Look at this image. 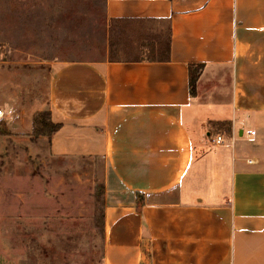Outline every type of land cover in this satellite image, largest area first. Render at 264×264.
Wrapping results in <instances>:
<instances>
[{
	"label": "crops",
	"instance_id": "1",
	"mask_svg": "<svg viewBox=\"0 0 264 264\" xmlns=\"http://www.w3.org/2000/svg\"><path fill=\"white\" fill-rule=\"evenodd\" d=\"M105 13L166 24L169 60L70 62L51 80L58 136L81 128L104 157V264H264V0H105ZM22 253L0 264H35Z\"/></svg>",
	"mask_w": 264,
	"mask_h": 264
},
{
	"label": "rangeland",
	"instance_id": "2",
	"mask_svg": "<svg viewBox=\"0 0 264 264\" xmlns=\"http://www.w3.org/2000/svg\"><path fill=\"white\" fill-rule=\"evenodd\" d=\"M104 8V0H0V219L10 236L0 250L26 251L35 264H104L105 213L114 203L104 157L82 150L81 128L78 135L58 136L62 127L44 135L57 120L50 104L55 71L70 62L166 53V24L152 33L156 24L111 23ZM10 120L25 131L10 134Z\"/></svg>",
	"mask_w": 264,
	"mask_h": 264
},
{
	"label": "trees",
	"instance_id": "3",
	"mask_svg": "<svg viewBox=\"0 0 264 264\" xmlns=\"http://www.w3.org/2000/svg\"><path fill=\"white\" fill-rule=\"evenodd\" d=\"M104 7H105V0H104ZM105 9V8H104ZM105 16H106V13H105ZM106 19L108 20V18L106 17ZM109 21V20H108ZM109 22L111 23H129V22H134L135 21H132V20H110ZM115 31L112 30V33H114ZM123 33L124 31H121L119 33L118 36L120 37H123ZM154 42H156V40H153ZM112 47H113V44H112ZM151 60V59H150ZM155 60H162V61H167L169 60V46H168V41H167V48H166V53L165 55H163L162 57L158 58V59H152V61H155ZM109 61H128V60H117V59H112V60H109ZM129 61H148V60H145V59H136V60H129ZM204 69V65L202 64H192L189 66V71H190V87H191V93L192 95H195L196 94V89H197V82H198V79L200 77V74L202 72V70ZM44 127H49V130L47 133H44V135L48 136V137H52V133H55V132H58L60 129H61V125L60 124H51V125H46ZM33 134L35 135H42L41 133L37 132V131H34Z\"/></svg>",
	"mask_w": 264,
	"mask_h": 264
},
{
	"label": "built area",
	"instance_id": "4",
	"mask_svg": "<svg viewBox=\"0 0 264 264\" xmlns=\"http://www.w3.org/2000/svg\"><path fill=\"white\" fill-rule=\"evenodd\" d=\"M5 116H6V113L0 106V122L4 120ZM212 142L214 143L215 146H218V147H224V146L233 147L235 144L234 140H229L223 137L222 135L216 136L212 140Z\"/></svg>",
	"mask_w": 264,
	"mask_h": 264
}]
</instances>
